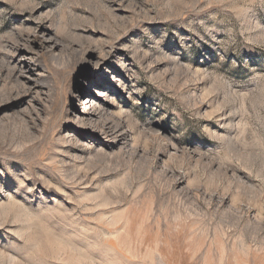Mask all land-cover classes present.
Wrapping results in <instances>:
<instances>
[{
	"label": "rangeland",
	"instance_id": "rangeland-1",
	"mask_svg": "<svg viewBox=\"0 0 264 264\" xmlns=\"http://www.w3.org/2000/svg\"><path fill=\"white\" fill-rule=\"evenodd\" d=\"M0 264H264V0H0Z\"/></svg>",
	"mask_w": 264,
	"mask_h": 264
},
{
	"label": "snow or ice",
	"instance_id": "snow-or-ice-1",
	"mask_svg": "<svg viewBox=\"0 0 264 264\" xmlns=\"http://www.w3.org/2000/svg\"><path fill=\"white\" fill-rule=\"evenodd\" d=\"M78 235H80L82 239H87L86 237L83 236V233H80ZM89 250L92 251L94 255L101 257H103L105 251L102 244H100L99 242L91 244L89 246Z\"/></svg>",
	"mask_w": 264,
	"mask_h": 264
}]
</instances>
